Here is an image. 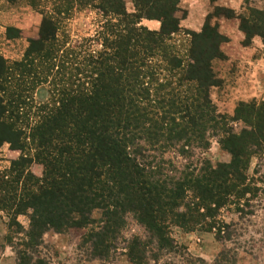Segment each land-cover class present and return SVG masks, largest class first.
Instances as JSON below:
<instances>
[{
	"label": "trees",
	"instance_id": "obj_1",
	"mask_svg": "<svg viewBox=\"0 0 264 264\" xmlns=\"http://www.w3.org/2000/svg\"><path fill=\"white\" fill-rule=\"evenodd\" d=\"M39 1L50 9L40 10L22 59L0 53V147L20 152L0 169V217L17 264H50L49 230L76 234L87 257L109 263L191 256L175 229L231 240L236 219L254 214L264 194V172L257 165L249 174L264 152V100L240 102L233 116L219 111L212 63L229 39L212 19L238 18L249 46L256 36L264 42V10L216 5L195 31L181 25V0H132V11L125 0ZM92 12L86 29H73ZM214 139L229 162L210 157Z\"/></svg>",
	"mask_w": 264,
	"mask_h": 264
},
{
	"label": "rangeland",
	"instance_id": "obj_2",
	"mask_svg": "<svg viewBox=\"0 0 264 264\" xmlns=\"http://www.w3.org/2000/svg\"><path fill=\"white\" fill-rule=\"evenodd\" d=\"M26 1L19 0V4L25 6ZM125 1L128 10L132 11L134 9L133 1ZM227 2L231 5L224 6L235 7L238 14H249L250 8L264 10V0H227ZM36 3L38 7H35L33 17L31 15L32 18L28 17L29 25L32 24L29 33H24L22 38L12 41L5 40L0 34V53L11 61L22 59L29 44L28 40L38 35L43 16L40 10L50 9V4L39 0ZM197 5L198 9L195 10L194 15L183 8L188 11L187 17L181 24L184 30L196 31L197 26L201 30L208 13L213 12L216 5L222 4L221 0L211 1L208 9L205 4L201 5V2ZM89 14L87 16L83 13L76 18L73 22V29L75 27L86 29L84 22L91 21L95 17L94 12ZM212 21L219 23L220 31L229 40L221 45L225 57L217 58L212 63L219 84L212 87L211 97L220 112L233 116L240 102L252 99L264 100V42L259 36H256L251 45L244 46V34L239 28L238 18L221 16L217 20L213 18ZM10 34H16V32L10 31ZM178 38L180 49L185 53L189 48L190 36L182 32ZM44 94L45 91H41L38 96L42 98ZM242 127L243 123H235L237 131H240ZM19 155L20 152L11 150L9 144L0 147V169L9 166L10 160L16 159ZM209 155L212 160L217 162H229L231 159V154L221 148L217 139L213 140ZM257 165L264 172V152L253 158L249 174H253ZM31 171L39 177L42 175L43 166L40 163H34L31 166ZM260 176L258 175V177ZM259 183L263 185L261 182ZM226 216V220L229 221L230 215ZM19 220L25 227H28L27 216L22 215ZM236 222L238 225L233 229L235 235L227 241L218 240L215 234L210 231L184 232L175 229V238L185 246L191 256L187 254L184 257L177 254L165 256L161 259L160 264H264V194L261 200L256 202L254 214L239 220L236 219ZM8 234V218L2 216L0 217V264H17L16 253L6 240ZM78 241L74 233L49 230L43 236V254L48 257L50 264H133L125 254L119 255L115 261L110 263L87 257L84 251L79 248ZM198 258L203 260V263L197 261Z\"/></svg>",
	"mask_w": 264,
	"mask_h": 264
},
{
	"label": "crops",
	"instance_id": "obj_3",
	"mask_svg": "<svg viewBox=\"0 0 264 264\" xmlns=\"http://www.w3.org/2000/svg\"><path fill=\"white\" fill-rule=\"evenodd\" d=\"M200 2L201 5L205 4V7H207L208 9L211 0H181V7L186 8L191 15H194L195 10L198 9L197 4ZM221 4L227 6L231 5L229 2H227V0H221ZM34 11L35 7L33 5V0H27L25 6L19 4V0H0V34L2 35V38L7 41H12L18 38H22V34L24 33H29L30 26L32 24L29 25L28 17H33ZM143 24L150 29L157 30L160 28V21L158 20L144 19ZM12 28L19 30V34L15 37H11L9 35V30ZM199 29L200 28H198L197 26L196 31H200Z\"/></svg>",
	"mask_w": 264,
	"mask_h": 264
}]
</instances>
